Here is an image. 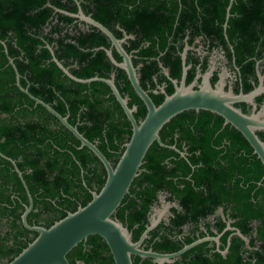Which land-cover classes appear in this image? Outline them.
Here are the masks:
<instances>
[{"label":"trees","instance_id":"obj_1","mask_svg":"<svg viewBox=\"0 0 264 264\" xmlns=\"http://www.w3.org/2000/svg\"><path fill=\"white\" fill-rule=\"evenodd\" d=\"M93 5L101 17L106 16V0H95ZM54 7L76 11L74 0H0V260L5 258L2 264L14 258L36 234L27 236L30 231L23 226L20 215L24 203L28 204V196L14 165L1 154L15 162L32 197L33 207L27 216L29 224H32L30 215L60 210L53 220L45 218V227H49L67 212L85 205L92 197L91 190L99 191L106 177L105 169L94 153L87 147L79 148L80 142L68 129L20 91L8 57L19 73L21 86L61 115H68V122L76 125L85 138L95 142L113 166L123 151L121 144L131 135L130 124L114 118V111L121 113L122 109L109 86L100 81L79 83L70 79L51 60L48 49L50 46L55 57L78 78L108 77L111 63L105 48H100L108 46V38L93 27L84 33L75 27L69 28L73 18L55 12ZM118 77L125 81L123 71ZM115 85L123 95L124 86L120 80L115 81ZM50 122L55 127H51ZM170 122L168 125H172ZM237 137L242 140L243 151L251 154L249 143L234 129L235 143ZM118 149L119 153L113 154L112 151ZM162 150L156 143L149 147L139 174L113 215L132 232V240H136L145 228L149 205L163 182L170 185L173 193L178 191L180 204L190 210L191 181L168 172L165 165L159 163L160 159L154 158ZM183 168L187 169L184 175H188L190 169L186 164ZM244 168L243 186L239 180L229 182L227 196L222 198L234 203L244 235H248L251 220H258L257 235L249 243L252 249H243L244 242L233 236L225 256L218 251L209 252L206 243H200L174 262L165 264H264V178L259 186L256 183L263 176V167L255 160ZM168 175L170 179H167ZM177 185L185 186L184 190H179ZM61 208L67 211H61ZM228 233L220 239L224 244ZM9 235L10 243L5 241ZM195 239L189 237L179 244L177 239L162 234L153 242L152 249L173 252ZM66 257L71 264H115L106 242L96 234L89 235ZM132 260L134 264H155L150 258L134 255Z\"/></svg>","mask_w":264,"mask_h":264},{"label":"flooded vegetation","instance_id":"obj_2","mask_svg":"<svg viewBox=\"0 0 264 264\" xmlns=\"http://www.w3.org/2000/svg\"><path fill=\"white\" fill-rule=\"evenodd\" d=\"M74 1L76 11H67L78 13L81 10L113 34L129 57L140 86L155 105L171 95L183 78L185 85L193 84L196 89L205 77L213 88L222 86L225 92L235 96L258 90L253 97L233 102L232 106L247 115L263 112L260 118L264 119V0H106L107 14L103 17L93 5L95 0ZM66 5L72 7L70 3ZM72 18L69 28L75 27L81 33L95 28L82 19ZM101 47L110 49L117 62L122 61V56L110 38L108 46ZM109 61L111 68L105 78L113 77L114 83L120 80L124 86V94H120L127 98L129 108H134L132 114L139 122L146 115V106L132 88L126 71ZM121 71L125 74L124 82L118 77ZM175 117L169 121L172 125L167 122L159 131L164 145L153 142L158 149L163 148L154 158L160 159L159 163L165 165L168 172H175L180 178L191 181L190 210L180 204L178 191L173 193L170 185L163 182L156 189L155 197L149 205L145 228L152 219L158 221L148 231L141 247L152 249L153 242L162 234L177 239L179 244L189 237L195 240L218 237L217 241L208 239L201 243H206L205 248L211 253L218 251L222 254L221 251L227 249L222 254L225 256L229 251L230 239L238 236L235 233L238 230L247 238L245 242L238 236L244 242L243 249H252L249 243L257 235L258 220H251L248 235H244L240 229L241 217H238L234 203L222 196H227L229 182L239 180L243 186L244 165L248 167L255 160H259L263 167V176L256 182L258 186L262 184L264 165L253 153V149L251 154L243 151L240 137H237L239 143L234 142L232 135L236 128L225 123L222 116L207 110H186ZM114 118L118 122L127 121L130 124L123 109L121 113L114 111ZM50 126L55 127V124L50 122ZM255 133L264 142V129H257ZM119 151L112 152L117 155ZM184 164L190 169L188 175H184L187 171L183 168ZM167 179H170L169 175ZM177 187L179 190L185 188L183 185ZM251 193L254 194V191ZM28 204L24 203V210ZM61 211L67 209L61 208ZM34 212L37 213L38 209L35 208ZM59 213L60 210H55L30 215V225L45 227V218L53 220ZM145 228L133 241L140 238ZM227 232L224 244L220 239ZM34 233L37 235L30 231L27 236L32 237ZM6 240L11 242L10 235ZM4 261L5 258L1 259L0 264Z\"/></svg>","mask_w":264,"mask_h":264},{"label":"water","instance_id":"obj_3","mask_svg":"<svg viewBox=\"0 0 264 264\" xmlns=\"http://www.w3.org/2000/svg\"><path fill=\"white\" fill-rule=\"evenodd\" d=\"M54 11L82 19L111 39L117 52L122 56V61L117 62L110 49H104L105 53L113 64L126 71L132 88L146 106V115L139 122L135 120L132 114L134 108H129L127 98L120 94L113 77L105 78L95 75L89 78H78L55 57L53 49L48 46L51 53V60L70 79L79 83L100 81L108 85L116 101L129 119L131 135L123 144V151L113 166L99 150L95 142L85 138L78 131L76 125L68 122V115H61L48 103L33 96L27 88L21 86L19 73L13 64V60L8 57V62L15 72V84L20 91L28 95L34 101L35 105L39 104L43 106L68 129L80 142L79 148L87 147L92 151L102 163L106 177L99 191H91L92 197L85 205H79L74 211L67 212L65 216L54 221L49 227L30 225L27 222V214L33 204L29 190L22 178L21 172L15 166V162L1 154L3 158H7L14 165V169L29 199L28 206L25 207L24 212L21 214L22 224L28 230L37 233L35 238L28 242L6 264H71L66 257L67 253L86 240L89 235L94 234L99 235L106 242L115 264H134L132 255L150 258L155 264L171 263L185 251L203 241H207L208 239L217 241L218 237L197 239L171 253H161L151 248L144 249L141 247V243L147 237L148 231L156 225L158 220L152 219L140 238L137 241H133L128 228L116 217H113V215L125 194L129 191L133 179L139 174L140 166L151 144L156 141L161 146L164 145L159 137L160 129L174 116L186 110H207L222 116L225 123L231 124L244 136L252 147L253 153L264 165V142L255 133L257 129H264V119L260 118L263 112L247 115L232 106L233 102L243 101L253 97L258 90L246 95L241 94L235 96L231 92H225L222 86L213 88L205 77L196 89L193 88V84L185 85L183 78L180 85L175 86V91L171 95H167L159 105H155L147 92L140 86L129 57L121 48L118 40H116L113 34L103 24L85 15L81 10L78 13H72L54 7ZM226 229L231 228L226 227ZM235 233L247 242V238L238 230ZM226 251L227 249L221 251V253L225 254Z\"/></svg>","mask_w":264,"mask_h":264}]
</instances>
